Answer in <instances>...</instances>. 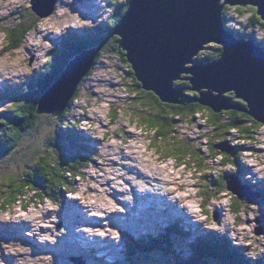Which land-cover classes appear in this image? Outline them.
Here are the masks:
<instances>
[{
    "label": "clouds",
    "instance_id": "clouds-1",
    "mask_svg": "<svg viewBox=\"0 0 264 264\" xmlns=\"http://www.w3.org/2000/svg\"><path fill=\"white\" fill-rule=\"evenodd\" d=\"M73 3L74 0H55L52 11L44 17H38L35 27L28 29L18 46L8 51L4 50L8 48L7 34L14 25L0 20V84L6 81L19 84L34 71L42 69L53 58L49 55L54 49L51 40L62 38L69 29L77 30L87 26L94 28H89L92 33L97 30V26L101 24L92 25L91 21L85 22L79 12H74L68 7ZM20 6L31 9L32 0H0V18L8 17L10 12ZM250 16V12L240 16V24H246ZM229 27L239 29V25L234 23ZM254 34L257 42L264 43V27L256 25ZM97 62L95 60L94 65ZM104 63L108 64L107 68H98L92 72L93 65L90 71V87L94 95L81 90L73 101V105L78 106L74 107L73 115L79 122L72 120V127L98 143L92 156L95 164L89 162L86 167L78 170L74 177L78 183L66 191V197L77 201L87 218L107 217L113 212H121V201L131 207L134 203L133 190L139 195H159L175 203L178 209L184 210L185 214L191 217V222L199 225L202 231L226 236L231 246L246 249L243 251V257L252 264L264 258V233L256 234L259 227L256 221L260 218L258 205L243 200L234 204L228 189L219 194L210 190L206 197L202 188L197 186L201 183L199 177L202 173L196 172L195 168H188L185 161H180L176 155L154 145L152 134L131 119L126 103L116 99L128 95L124 84L120 83L121 75H117L115 68L107 60ZM89 73L81 83L90 76ZM124 83L131 86L132 82L129 80ZM116 84L120 86L112 87ZM6 107L11 105L0 106V112L5 111ZM113 120L116 122L113 123ZM198 123L202 121L189 124L186 119L183 123L175 125L176 131L171 137L180 142L191 138L195 141L194 148L207 152V138L195 139L196 136H203V131L197 130ZM125 132L133 135L125 137ZM227 139L230 144L243 143L231 136ZM214 159L220 161L224 157L216 155ZM239 162L250 169V174L245 175L244 179L252 183L264 182V154L257 157L245 153ZM205 164L215 168V175L220 172H237L231 162L223 168L215 167L212 159L206 160ZM114 193L123 195H117L114 199ZM34 196L35 193L26 191L13 208L0 210V225L23 222L28 225L26 237L33 238L41 246H54L58 238L66 234L63 227L57 230L60 223L57 214L62 204L44 197L33 200L27 204L25 211H20L21 202L26 203ZM218 210L221 212L219 222L214 219V212ZM42 228L49 231L41 232ZM76 231L84 233L89 240L107 235L119 243L118 230L110 229L106 220L101 222L100 227L82 226ZM31 251L30 247L17 241L0 242V252L4 256L14 258V264H55L51 254L33 257ZM96 258H104L103 253L97 252ZM0 264H6L2 257Z\"/></svg>",
    "mask_w": 264,
    "mask_h": 264
},
{
    "label": "trees",
    "instance_id": "trees-1",
    "mask_svg": "<svg viewBox=\"0 0 264 264\" xmlns=\"http://www.w3.org/2000/svg\"><path fill=\"white\" fill-rule=\"evenodd\" d=\"M111 1L113 2L112 5L115 7V10H112L110 15H108L107 25L104 27H102V25L97 26L96 31L89 35L87 34L85 37H77L74 34L64 37L62 36L60 39L59 52L58 49H54V54H49L53 58L45 66L51 67V71L47 72V70H44V67L40 73L32 74L28 77L29 81L26 86L18 88V91H16L14 95L4 99L11 100L12 107L7 111L0 112V167L2 165V159L7 157V155H11L12 151L18 148L23 137L30 134L31 131H38V129H41L40 127L44 124L51 125L54 132L60 123L66 124V127L68 128L67 135H63L65 138L64 140H56L61 136V134L58 136L53 135L50 139L48 138L51 145L56 146L59 149L58 153L66 156H60V154L58 155L55 153L54 155L50 154V157H48L50 160H48L45 155L41 157L37 162L38 165L36 169L34 171H30L28 174L30 175L31 172L38 173L37 176L40 180L38 182L39 184H33V182L31 184V182H28L30 185L22 186L19 184L18 186H13V189L10 190L9 198L2 199L0 201L2 205H5L4 208H10L11 206L16 205L17 200L26 191L38 194L36 190L41 191V189H44L45 192L42 193L41 196L39 195L40 199L48 197L54 201H59L61 195L65 193V191L72 188V181L74 180L75 175L78 174V170L82 167H86L89 162H95L92 160V156L95 151L89 146V140L81 137L77 129L72 127L69 120H63L69 112L71 104L80 94L83 84H85L84 82L78 86L73 99L61 115L46 112L38 113V106L43 94L56 80L59 79V76L69 61L81 51L97 47L109 35V33H111L119 20L122 19L129 3L132 0H125L123 5H118V0ZM114 3H116V6ZM120 6L123 7L121 8ZM247 10L251 11V16L247 20L245 26L248 28H255L256 25L264 27V21H262L257 15L256 8L252 6L234 7L231 9L230 7H225L223 10V19L226 20L225 27H227L228 31L233 33L237 39H245L246 41L250 39L256 40L254 38V32L248 31L247 33V30L242 29L238 31V29L229 27L227 22L228 14H230L229 11L233 12L236 17H240L243 15V12ZM30 16L37 19V16L34 14H30ZM21 20L23 19L21 18ZM28 20L29 19L26 17V19L21 22V26H17L9 33V36L12 39L10 45L13 48L18 46L28 29L34 28L36 20H31L29 23ZM118 42L119 37L114 36L106 44H104L103 48L96 57V62L101 60V55L109 54V56H118L120 58V62L124 63L128 70V75H130L133 79L131 86L124 85V90L129 92L133 100H135L131 103V106L128 107L130 109H136L130 113V116L134 117V119H132L134 122H137L152 134L151 138L154 145H157L162 149L169 147L171 149L170 153L176 155L180 161H188L189 163V158L194 160L196 158L203 163L206 158L202 157L198 150L186 141H176L171 137V134L176 131L175 125H177V122H183L186 119H189V117L193 119L198 116L202 118L205 125L212 130L211 133H214L216 136H219V134L223 135L219 136V140L221 142L217 144L210 142L209 145H207L209 153L208 156L214 159L216 155H220L224 157V159L221 160L222 163L227 164L228 162H231L234 167V164L238 161L237 153L229 155L228 153H222L220 150L217 151V147L225 142L224 136L234 132L238 134L242 141L248 142L255 139L257 133L264 127V125L254 121V119H252L245 112H241L236 109H229L226 111L223 110L219 113H215L210 108L199 105L194 101L199 97V94L190 90L191 85L185 79H181V82H177L180 86L175 83L176 87L178 86L181 89H184V99L182 98V102L180 104H165L160 102V100L153 93H147L141 89V85L134 78L132 69L126 61L125 53L119 48ZM256 44L264 49V44L262 45L260 42H256ZM205 48L206 50L210 49L212 55L210 58L202 57L204 59H202V61L207 62L210 60V62H212L219 59L221 54L220 46L209 45ZM182 78L186 77L183 76ZM226 98L229 100V105L231 107L239 106L246 109V103L237 99L233 93H228ZM113 115L115 116V112H113ZM112 122H115V120ZM207 140L209 141L208 138ZM211 141L213 142L214 140L212 139ZM63 142L67 144L69 148H67L66 145H62ZM64 146L67 151L64 150ZM233 149L238 150L239 148L234 146ZM238 153L240 152L238 151ZM64 157H67V160L59 161ZM197 166L200 168L201 164L198 163ZM30 176L32 177V175ZM225 178V175H220V177L215 180L218 185H215L213 189L216 190L217 194L226 189ZM34 180L35 179L33 178L32 181ZM247 185H249L251 191L259 194L260 197L257 202L263 205L264 189L261 192L257 189L258 186H256V188L252 184ZM232 196L234 195L232 194ZM233 199L234 204H238L240 202L238 201L239 199ZM26 204H28V202H26ZM178 233L180 232L178 231ZM170 236H175L176 238L180 237L177 233H167L166 235L159 236L153 242H151L150 239H146V241H150H140L139 244L130 239L128 242V244H130L129 251L133 254V256L138 258L140 256L159 254L162 257L169 258L173 264H251L249 260H246L243 257V254L239 251V249L231 246L230 242L224 237L216 236L214 234H202L197 236L193 242L189 244V256L183 258L178 252H175L172 247L168 248L169 246H172V239ZM184 237H187V235Z\"/></svg>",
    "mask_w": 264,
    "mask_h": 264
},
{
    "label": "rangeland",
    "instance_id": "rangeland-1",
    "mask_svg": "<svg viewBox=\"0 0 264 264\" xmlns=\"http://www.w3.org/2000/svg\"><path fill=\"white\" fill-rule=\"evenodd\" d=\"M94 1V0H74V3L69 5L72 11L78 12L79 10H83L82 8H86L87 10L83 11V15L85 16L86 13L90 14L87 15V17L82 18L85 22L91 21L92 25L95 24H101L102 27L107 25L108 23V15H110L112 10H115V7L112 5L113 2L111 0H101L104 1V3H107V8H102V10L99 7H94L95 9H92L93 7H88L87 2ZM125 3V0H118L117 4L123 5ZM116 3H114L115 5ZM116 6V5H115ZM121 8L123 6H120ZM225 7H230L234 8L233 6H224ZM236 7V6H235ZM76 9V10H74ZM118 10V9H117ZM119 11V10H118ZM116 12V11H115ZM114 12V13H115ZM251 13V11L247 10L243 12V15L245 13ZM34 14L31 9H25L23 6L15 8L12 12H10L8 17H3L0 18L3 22L9 23L11 25H14V27L8 32L7 34V42H8V48L4 49L5 51L10 50L13 48L10 45L11 42V37L9 36V33L12 32L17 26L22 24L21 22L24 21L27 17L28 23L31 22V20H36L34 17L30 16V14ZM230 14H228V24H237L239 25L238 31L240 29L242 30H247L248 31L254 32V28H248L245 25L246 24H240L239 17H236L233 12L229 11ZM35 15V14H34ZM30 16V17H29ZM21 18L23 20H21ZM38 18V17H36ZM21 26V25H20ZM35 27V25H34ZM101 27V26H100ZM90 27H83L77 30H72L69 29L67 33L63 36H69L70 34H76L77 37H85L87 34H91L92 31ZM19 29V28H18ZM237 29V28H235ZM254 34V33H253ZM255 35V34H254ZM17 37V34H16ZM62 37V36H61ZM50 38V37H49ZM60 38V37H59ZM59 38L57 39H52L51 42L54 44V49H60V40ZM48 39V37H46ZM61 39V38H60ZM17 41V40H16ZM256 41V40H255ZM257 42V41H256ZM259 43V42H258ZM264 43H262L263 45ZM54 49L51 53V55L54 54ZM211 50L208 49L206 50L203 49L202 52L200 51L199 55L195 56L193 58V63L194 65H204L206 63H209V61H202L204 57H211ZM203 57V58H202ZM199 60H198V59ZM101 60H98V62L94 65V68L92 72L98 68H107L108 64H105L104 61L107 60L109 64H112L113 67L115 68L117 75H121V82L124 85H128L124 83L125 81H131L133 83V79L130 75H128V70L124 63L120 62V58L114 57V56H109V54H103L101 55ZM204 60V59H203ZM47 65V64H46ZM44 65L43 68L46 66ZM193 65V64H191ZM188 64L187 66H191ZM42 68V69H43ZM42 69H39L37 71H34L32 74H37L40 73ZM44 70H47V72L51 71V67H45ZM92 75V74H91ZM91 76H89L83 84V87L81 90H86L89 95H94V93L91 92ZM28 77L24 78L23 81L20 83L19 88L22 86H26L28 84ZM32 81V80H31ZM181 82V81H178ZM111 83V82H109ZM131 83V85H132ZM178 86H180L177 82H175ZM174 83V84H175ZM22 84V85H21ZM9 87V90L0 92V106H7L11 105L12 103L8 100H4V95L5 93H9L11 88L15 89L16 84H11L10 82H4L0 84V90L3 89V87ZM119 84L112 85V87H119ZM177 86V87H178ZM180 88V87H179ZM81 92V91H80ZM134 92V91H133ZM146 92V91H145ZM149 93V91L147 92ZM117 100H122L126 103L127 105V110L129 113L135 111L136 109H130L128 108L131 106V103H133L135 100H133L131 94L128 92V95L125 97H117ZM184 99V98H183ZM11 107H6L7 111ZM74 106L73 103L71 104L70 110L67 113L66 117H64V121L69 120L70 122L72 120H77V117L73 115L74 111ZM115 106H113L114 108ZM148 110V109H146ZM131 119H134L133 116H131ZM78 121V120H77ZM197 121H202V118L196 116L193 119H188L189 124L195 123ZM79 122V121H78ZM116 122V121H115ZM113 122V123H115ZM184 122V121H183ZM183 122H177V124L183 123ZM105 127H107L105 125ZM41 129L33 130L30 132V134L26 135L23 137L21 143L19 144L18 148L14 151H12L11 155H7V157L3 158L1 161V167H0V201L2 199H8L10 196V190L13 189V186H18L21 184L22 186L25 185H30L29 183L33 182V184H37L40 180L38 179V176L36 172H31L34 171L38 165V161L40 160L41 157L44 155L47 157L48 160H50L48 157L51 155H54L57 153L58 155V148L56 146H52L51 142L48 140L50 139L53 135L58 136L61 134V136L56 139L60 141L61 139L64 140V136L67 135L68 128L66 127V124H59L58 128H56L55 132L52 128L51 125H46L44 124L43 126L40 127ZM197 130L198 131H203V136H196V140H203L205 137L209 139L207 140V145L209 143H219L221 142L219 139V136H223L222 134H219V136H216L214 133H211V129L208 128L205 125V122L202 121V123L197 124ZM79 135L83 138H86L89 140V146L96 151V145L98 141H94L91 138H89L86 134L83 132L79 131ZM121 131H123V128H121ZM64 135V136H63ZM125 137H129L133 134L131 133H124ZM152 136V135H151ZM233 137L236 140L242 141L238 134L232 132L224 136V140L227 144L228 147L232 148L235 146L237 149H233L230 151L229 155H233L234 153H237L238 155V161L236 164H234V167L237 168V172L235 174H231L228 172H220L218 175H215V168L209 165L205 164V161L208 159L213 160V164L215 167L218 168H223L226 163H222V161H215V159L211 158L208 156V151L203 152L201 149H196L200 152L202 157H205V161L201 163L199 160L195 158H189V163L188 161L186 163L188 168H195L197 169L196 172L200 171L202 175H200L199 179L201 183L197 185L198 187L202 188L203 194L207 197L210 194V190H214L215 193L217 194L216 190L213 189L216 184L215 180L222 176H235V179L238 180L239 185L244 188L245 191H247L249 185L247 184H253L255 187L258 186V190L262 192L264 189V182H257V183H252L250 180L244 179L245 175L250 174V169H248L246 166H243L240 162L239 159L241 156L245 155V153H250L252 156H257L259 157L261 154H264V147H261L260 145H264V127L259 130L257 133L255 139L251 141H243V143H236V144H230L228 141V137ZM214 140L213 142L211 140ZM55 140V139H53ZM87 140V142H88ZM184 141L189 143L191 146L195 143L191 138H186ZM55 144V143H54ZM62 145H66L63 142ZM163 147V145H162ZM218 149V148H217ZM64 150H66L64 146ZM71 150V149H70ZM165 151L169 152L171 149L167 147L164 149ZM55 151V152H54ZM238 151L240 153H238ZM252 152V153H251ZM60 156H66V155H61ZM67 160V157L62 158L59 161H64ZM58 162V161H57ZM92 163V162H91ZM200 163L201 166H197V164ZM229 163V162H228ZM95 164V162H93ZM208 169V170H206ZM131 171V170H129ZM195 174V173H194ZM35 179L32 181V179ZM231 179V178H229ZM29 182V183H28ZM78 183L75 181V179L72 181V184L75 185ZM39 184V183H38ZM72 185V186H73ZM27 189V188H26ZM39 189V188H38ZM221 189V188H219ZM70 190V189H69ZM25 191V190H23ZM29 191V190H28ZM38 194H35L34 197L30 198L27 202L28 204L32 203L33 200H40V196L42 193L45 192L44 189H41V191L36 190ZM90 191H93L90 189ZM31 192V191H30ZM34 193V192H32ZM25 193H23L24 195ZM133 197H134V203L131 207L127 205L126 202L121 201L120 203L122 204L121 206L123 207V211L121 212H113L109 214L107 217H91L89 221H87V217L83 214L82 209L78 206V202L74 200H70L66 197V191L63 193L59 199L58 202L62 204V207L60 211L58 212V219L60 223L57 225V230H59L60 227H63L66 229V234L58 238L57 243L54 246H48L47 244L41 246L38 243L35 242L33 238H28L25 236V231L28 230V225L25 223H20V224H14V223H6L0 225V242H10V241H17L21 243L22 245L28 246L31 248V255L33 257H40L45 254H51L54 258L55 264H80L82 262L83 264H173L172 261H170L169 258L162 257L159 254H151L147 256H140L135 257L133 254L129 251L130 244L128 242L130 239H133L136 242V240L140 236H145V235H150L151 242H153L156 239L155 235L161 234L164 232V227L166 226V223L169 222L168 226L171 224H174L175 229H173L174 233H177L180 237L176 238L172 236V246H167L168 248H173L175 252H178L181 257H188L190 254V248L189 244L193 242V240L202 234H214L218 236L215 233L211 232H204L201 230L199 225L196 227L194 226L189 218H181V217H186L187 215L185 214V211L180 209L178 212L180 213V218L176 220H170L168 216H173L176 217L179 216L177 212L171 208L172 212L170 211V207H173V202H169L165 197L158 199L154 198L150 200V196L145 195L144 198H142L141 195L137 194L134 190L132 191ZM229 195H232L228 191ZM40 195V196H39ZM117 195H123V193H114L113 198L115 199V196ZM56 196V195H55ZM59 197V196H58ZM233 198L237 199L235 196ZM64 199V200H63ZM234 201V199H233ZM240 201V200H238ZM243 201H246L247 203H252L258 205L257 211H260V218L257 219L256 223L259 225V227L256 229V234L259 235L261 233H264V204L261 205L256 201L253 202H248V200L243 199ZM71 203V205H69ZM234 203V202H233ZM5 205H2L0 203V210H4ZM15 206V205H14ZM27 207V204L25 202H21L20 206V211H25ZM10 208H13L11 206ZM174 212V213H173ZM176 214V215H175ZM77 215H80L84 217L82 220H77ZM163 215H165L163 217ZM221 217V212L218 210L214 212V219L219 222V219ZM106 220L108 226L110 229H116L119 232V243L113 241L109 236H105L103 238L96 237L93 238L92 240H89L86 235L82 232H77L76 229L82 227V226H87V227H100L101 222ZM178 222H182L181 226L177 225ZM249 221H245V223H248ZM80 226V227H79ZM176 227L179 228L178 233L176 231ZM170 228H168V231ZM41 232L49 231V229H40ZM126 232V234L124 233ZM188 232V233H186ZM125 234V235H124ZM187 235V237H184ZM135 237L132 238V237ZM77 237H79L82 241H80ZM221 237V236H220ZM83 238V239H82ZM225 239L226 236L224 237ZM228 240V239H227ZM229 241V240H228ZM28 243L33 244L32 246L27 245ZM83 242V244L81 243ZM230 242V241H229ZM231 244V243H230ZM78 247L81 250H87L90 254L95 253L93 256L89 255H80L77 253H71V248ZM239 251L243 254V251H246V249H241L238 248ZM97 252H102L104 258L97 259L96 254ZM158 252V251H157ZM76 255V256H73ZM0 257H2L6 264H14V258L10 256H4L2 252H0ZM106 258V259H105ZM252 264V262L250 261ZM264 263V258L261 260L257 261L256 264H262Z\"/></svg>",
    "mask_w": 264,
    "mask_h": 264
},
{
    "label": "water",
    "instance_id": "water-1",
    "mask_svg": "<svg viewBox=\"0 0 264 264\" xmlns=\"http://www.w3.org/2000/svg\"><path fill=\"white\" fill-rule=\"evenodd\" d=\"M37 1L32 0L31 7L37 17L48 15L55 3ZM226 5L252 6L264 21V0H132L122 19L95 49L83 50L69 61L40 99L38 113L61 115L104 44L118 36L134 78L143 91L153 93L160 102L180 104L184 89L174 83L185 79L190 90L199 94L194 100L199 105L215 113L236 109L264 125V49L255 40L237 39L228 31L223 20ZM209 45L220 46L219 59L194 65L193 58ZM228 93L245 102L246 109L231 107ZM217 148L228 154L232 150L226 143ZM225 181L226 189L239 200L254 203L260 197L249 187L245 191L234 178L226 177Z\"/></svg>",
    "mask_w": 264,
    "mask_h": 264
},
{
    "label": "bare ground",
    "instance_id": "bare-ground-1",
    "mask_svg": "<svg viewBox=\"0 0 264 264\" xmlns=\"http://www.w3.org/2000/svg\"><path fill=\"white\" fill-rule=\"evenodd\" d=\"M36 2H38L37 0H36ZM95 1H90V2H87V5H88V7H93L92 9H95L94 7H98V5L96 4V3H94ZM68 7H69V5H68ZM83 10H79L78 12L80 13V15H81V18H84V17H87V15H90V14H87L86 13V15L84 16L83 15V11H85V10H87L86 8H82ZM74 10H76V9H74ZM224 20V19H223ZM226 20H224V22H225ZM233 34V33H232ZM234 35V34H233ZM227 177H229V178H234L235 179V176H227ZM145 195H147V193H145V194H143V195H141L142 196V198H144L145 197ZM77 217V220H82V219H84V217H82V216H80V215H77L76 216ZM91 219V217L90 218H87V221H89ZM83 239V238H82ZM27 245H30V246H32L33 244H31V243H28L27 242ZM73 252H75V253H77V254H90L87 250H81L80 248H78V247H75V248H71V253H73ZM74 254V253H73ZM75 256V255H74Z\"/></svg>",
    "mask_w": 264,
    "mask_h": 264
},
{
    "label": "flooded vegetation",
    "instance_id": "flooded-vegetation-1",
    "mask_svg": "<svg viewBox=\"0 0 264 264\" xmlns=\"http://www.w3.org/2000/svg\"><path fill=\"white\" fill-rule=\"evenodd\" d=\"M216 61V60H215Z\"/></svg>",
    "mask_w": 264,
    "mask_h": 264
}]
</instances>
